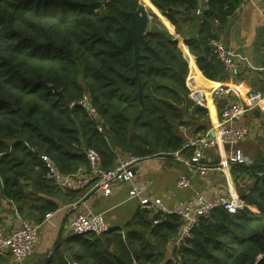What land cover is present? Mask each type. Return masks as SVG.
<instances>
[{"label": "trees", "instance_id": "1", "mask_svg": "<svg viewBox=\"0 0 264 264\" xmlns=\"http://www.w3.org/2000/svg\"><path fill=\"white\" fill-rule=\"evenodd\" d=\"M140 1L171 32L174 25L179 40L151 13L152 25L163 32L149 29L147 45L139 42L137 78L135 45L124 52L119 47ZM241 5L207 0L198 14L199 0H0V200L39 223L59 208L61 197L75 202L83 196L49 180L42 156L72 174L88 169L89 148L105 168L118 153L145 159L189 151L181 127L194 135L211 127L208 110L192 100L190 89L213 105L212 81L227 79L228 72L210 40H220ZM87 92L98 120L71 107ZM232 174L253 180L241 192L243 209L218 208L201 217L182 243L176 242L180 217L139 208L123 228L60 237L44 264H264V159L233 166Z\"/></svg>", "mask_w": 264, "mask_h": 264}, {"label": "crops", "instance_id": "2", "mask_svg": "<svg viewBox=\"0 0 264 264\" xmlns=\"http://www.w3.org/2000/svg\"><path fill=\"white\" fill-rule=\"evenodd\" d=\"M199 1L198 14L207 6V0ZM144 6L149 8L147 5ZM173 29L175 31L174 25ZM220 40L238 54V67L236 72L228 74V78L223 81L208 80L216 83L217 86L225 85L232 89L238 88L243 94L234 89L233 93L242 101L245 100L248 91L264 92L262 70L264 58L261 54L264 44V0H250L241 5L230 18ZM212 103V106L207 104L206 107L211 126L216 122L222 101H213ZM255 110H259V116L255 115ZM240 123L250 127L252 131L250 137L234 148L219 145L207 150L203 160L206 167L204 172L189 164L192 155L191 150L179 151L173 156H153L142 159L137 165L135 179L116 185L113 192L108 196L98 192L87 193V191H83L81 199L75 202H70L61 197L58 199L59 208L52 212L53 215L50 220L46 221L40 229L34 254L21 262H15L11 259L10 253L5 252L0 255V264H42L43 259L51 255L55 242L60 237L68 236L66 233L68 223L77 214L84 211L104 215L111 228H123L133 218L136 211L141 208V197L160 198L165 206L171 209L178 202L192 197L195 193H202L207 199H212L219 195L229 194L230 190L234 188L240 196L241 192L248 190L253 180L247 174L239 175L236 179L232 174V167L237 165L249 166L257 159H264V110L258 107L252 109ZM181 132L185 135V147L192 137L199 135L192 134L186 127H181ZM260 141H263L262 144H259ZM249 142L251 147L256 146L258 150L252 152L248 149L245 144ZM237 151H241L244 163H232L229 171L222 170L221 161ZM190 152L191 154H189ZM182 177H188L191 180V185L180 187L178 181ZM133 189L141 191V195L131 197L130 191ZM20 222L15 206L1 197L0 226L6 233H9Z\"/></svg>", "mask_w": 264, "mask_h": 264}, {"label": "built area", "instance_id": "3", "mask_svg": "<svg viewBox=\"0 0 264 264\" xmlns=\"http://www.w3.org/2000/svg\"><path fill=\"white\" fill-rule=\"evenodd\" d=\"M250 0H241L242 5ZM210 46L217 59L222 62L228 74L234 73L238 67L239 56L230 47H227L222 40H210ZM264 58V44L261 49ZM264 76V63L262 66ZM210 91L211 101H222L219 108L216 122L205 133L192 137L186 144V148L192 152L189 164L205 171L203 160L206 151L216 148L219 145L234 148L250 137L252 131L249 126L241 124L240 121L249 111L258 107L264 110V92L248 91L244 101L237 98L230 86L218 85ZM190 97L195 103L206 108L208 98L200 90L190 89ZM93 98L90 93H85L78 101L72 102L71 107L78 105L83 108L91 119L98 120L99 114L93 105ZM98 130L103 132L102 126ZM211 131L214 135H211ZM88 162V169L80 170L72 174L61 173L56 166L49 161L46 156L42 158L47 162V178L60 188L72 191H87V193H102L110 195L116 185L131 182L136 177L137 165L142 160L139 156L132 154H117L113 167H103L100 153L89 148L85 152ZM232 163H244L241 151L230 155L222 160L220 166L222 170L229 171ZM180 187L191 185L188 177H182L178 181ZM141 191L133 189L130 191L131 197L141 195ZM140 205L142 209L150 210L162 217L176 215L181 218L183 225L177 237V244L192 237V231L201 217H207L211 213L222 208L231 214H236L243 209V201L232 188L229 194L219 195L212 199H207L202 193H195L192 197L178 202L173 208L165 206L162 199L157 197H141ZM52 213H47L41 222L22 221L18 226L11 229L9 233L0 226V255L5 252L10 253L11 259L21 262L35 252V246L39 238L42 225L49 221ZM111 230V225L104 215L95 214L92 211H84L77 214L66 226V233L70 235L96 234L101 235ZM72 264H78L74 262Z\"/></svg>", "mask_w": 264, "mask_h": 264}, {"label": "water", "instance_id": "4", "mask_svg": "<svg viewBox=\"0 0 264 264\" xmlns=\"http://www.w3.org/2000/svg\"><path fill=\"white\" fill-rule=\"evenodd\" d=\"M109 1L110 0H98V2L102 5H105ZM152 13L155 14L156 16H158L154 11H152ZM129 14L132 17L131 25L128 28H126L128 31L127 38L125 40V43L121 47H119V50L121 52H124L130 44L133 43L135 45V49H136V52H135L136 77L139 78V57H140V54L138 51L139 42H142V43L147 45L145 35L149 29H151L152 31H155V32H163V29L151 24L152 16L147 13V11L145 10V7L142 6V4H140V7L135 12H131ZM173 32L168 30V33H170L173 36V38L178 41L179 35L176 34L174 29H173ZM184 82L187 84V79H185ZM52 88L59 98L63 97V92L61 90H57L53 86H52ZM254 113H255V115L259 116V110H255ZM211 135L212 136L214 135L213 131H211Z\"/></svg>", "mask_w": 264, "mask_h": 264}, {"label": "rangeland", "instance_id": "5", "mask_svg": "<svg viewBox=\"0 0 264 264\" xmlns=\"http://www.w3.org/2000/svg\"><path fill=\"white\" fill-rule=\"evenodd\" d=\"M140 3L142 4V1H140ZM142 6H144V4H142ZM144 7H145V6H144ZM145 10L147 11V13H148L149 15H151L152 11H151L148 7H145ZM151 16H152V15H151ZM152 18H153V17H152ZM152 18H151V20H152ZM158 21H160V23L164 26V28H165L167 31L169 30L168 27H167L163 22H161L160 19H158ZM151 24H152V22H151ZM173 33H174V32H173ZM179 44H180V45H183V49H187V47H186L184 44H181L180 41H179ZM226 46H227V45H226ZM227 47H228V46H227ZM184 51H185V50H184ZM262 142H263V141H260L259 144H262ZM245 145H246V146L248 147V149H250L252 152L258 150V147H256V146L251 147L250 142H249V143H246ZM19 218H20L21 222H22V221H27V220L22 219L20 216H19ZM167 253L170 255L171 252L168 251ZM45 259H46V258L43 259L42 264L45 262Z\"/></svg>", "mask_w": 264, "mask_h": 264}, {"label": "bare ground", "instance_id": "6", "mask_svg": "<svg viewBox=\"0 0 264 264\" xmlns=\"http://www.w3.org/2000/svg\"><path fill=\"white\" fill-rule=\"evenodd\" d=\"M233 89H234V88H233ZM234 90H236V91H237V90H238V88H237V89L235 88ZM237 92H238V93H241V94H243V92H241V91H239V90H238Z\"/></svg>", "mask_w": 264, "mask_h": 264}]
</instances>
